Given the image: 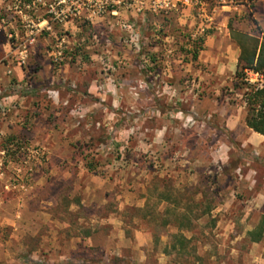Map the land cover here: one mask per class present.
<instances>
[{
    "label": "rangeland",
    "instance_id": "rangeland-1",
    "mask_svg": "<svg viewBox=\"0 0 264 264\" xmlns=\"http://www.w3.org/2000/svg\"><path fill=\"white\" fill-rule=\"evenodd\" d=\"M255 43L264 0H0V264H264Z\"/></svg>",
    "mask_w": 264,
    "mask_h": 264
},
{
    "label": "trees",
    "instance_id": "trees-1",
    "mask_svg": "<svg viewBox=\"0 0 264 264\" xmlns=\"http://www.w3.org/2000/svg\"><path fill=\"white\" fill-rule=\"evenodd\" d=\"M196 51L194 58H196ZM246 70L262 77L261 84H252L246 75ZM236 85L238 91H243V101L246 107L245 125L254 133L264 138V43H255L252 48L241 46V54L238 59L236 70ZM169 201L168 197H162ZM171 250L180 251L186 247V240L180 235L174 236Z\"/></svg>",
    "mask_w": 264,
    "mask_h": 264
},
{
    "label": "crops",
    "instance_id": "crops-1",
    "mask_svg": "<svg viewBox=\"0 0 264 264\" xmlns=\"http://www.w3.org/2000/svg\"><path fill=\"white\" fill-rule=\"evenodd\" d=\"M256 134V133H255ZM259 135V134H258ZM261 136V135H260ZM262 137V136H261Z\"/></svg>",
    "mask_w": 264,
    "mask_h": 264
}]
</instances>
